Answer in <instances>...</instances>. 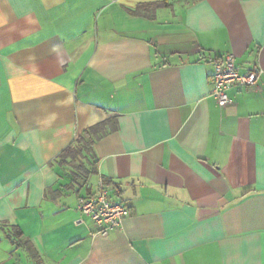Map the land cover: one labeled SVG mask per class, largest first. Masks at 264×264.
I'll return each instance as SVG.
<instances>
[{
    "label": "crops",
    "instance_id": "0c3cea01",
    "mask_svg": "<svg viewBox=\"0 0 264 264\" xmlns=\"http://www.w3.org/2000/svg\"><path fill=\"white\" fill-rule=\"evenodd\" d=\"M227 54L262 75L222 108ZM0 264H264V0H0Z\"/></svg>",
    "mask_w": 264,
    "mask_h": 264
},
{
    "label": "built area",
    "instance_id": "2783aa9c",
    "mask_svg": "<svg viewBox=\"0 0 264 264\" xmlns=\"http://www.w3.org/2000/svg\"><path fill=\"white\" fill-rule=\"evenodd\" d=\"M260 72L242 74L237 65L236 56L227 54L215 63L213 76V97L217 104L224 108L232 103L229 91L233 88H253L257 85ZM80 219L93 221L98 227V234L104 237L112 231L121 228L123 221L129 216V210L124 204L112 200L109 192L101 184L98 193L90 198L81 199L78 207Z\"/></svg>",
    "mask_w": 264,
    "mask_h": 264
},
{
    "label": "trees",
    "instance_id": "16d2710c",
    "mask_svg": "<svg viewBox=\"0 0 264 264\" xmlns=\"http://www.w3.org/2000/svg\"><path fill=\"white\" fill-rule=\"evenodd\" d=\"M153 8L155 9L156 5ZM140 12L141 10L139 9L137 14H140ZM103 127L104 125H99L85 132V135L80 137L74 146L69 147L60 155V163L62 165L70 166L74 170L81 171L82 174L89 176L92 172L86 171L84 165L80 164L83 162V160H87L89 157H91L89 155H92L93 146L101 138L106 136V132L103 131ZM92 164L93 166L91 168L95 167L94 162H92ZM92 170H94V168ZM14 232L17 239L22 237L19 230H14Z\"/></svg>",
    "mask_w": 264,
    "mask_h": 264
}]
</instances>
